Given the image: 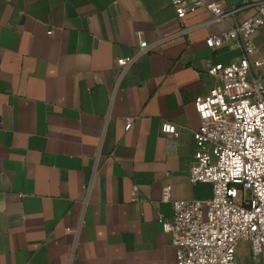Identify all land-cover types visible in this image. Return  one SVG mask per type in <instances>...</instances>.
I'll return each mask as SVG.
<instances>
[{
    "label": "crops",
    "instance_id": "crops-1",
    "mask_svg": "<svg viewBox=\"0 0 264 264\" xmlns=\"http://www.w3.org/2000/svg\"><path fill=\"white\" fill-rule=\"evenodd\" d=\"M216 1L236 11L218 22L204 6L179 18L170 0H0V264H178L163 189L210 195L189 179L195 98L219 82L212 64L242 52L208 38L263 0ZM141 40L150 49L123 71ZM254 43L264 82V25ZM236 264L264 251L242 242Z\"/></svg>",
    "mask_w": 264,
    "mask_h": 264
},
{
    "label": "built area",
    "instance_id": "built-area-1",
    "mask_svg": "<svg viewBox=\"0 0 264 264\" xmlns=\"http://www.w3.org/2000/svg\"><path fill=\"white\" fill-rule=\"evenodd\" d=\"M170 1L179 18L202 6L218 22L236 11L226 10L216 0ZM262 25L264 0L254 15L208 38L211 47L237 45L242 52L228 64H212L209 72L219 82L195 98L201 125L194 131L196 150L189 179L210 185V195L173 200L171 184L163 189V200L171 203L173 216L159 214V221L177 247L178 264H236L242 242L249 244L255 259L263 254L264 82L252 72L261 63L253 56L257 52L254 35ZM149 49L141 40L136 53L119 58L118 64L125 71ZM162 130L180 134L172 122H165Z\"/></svg>",
    "mask_w": 264,
    "mask_h": 264
},
{
    "label": "rangeland",
    "instance_id": "rangeland-1",
    "mask_svg": "<svg viewBox=\"0 0 264 264\" xmlns=\"http://www.w3.org/2000/svg\"><path fill=\"white\" fill-rule=\"evenodd\" d=\"M210 187H211L210 185H207V184H206L205 188H206V191H207V192H210Z\"/></svg>",
    "mask_w": 264,
    "mask_h": 264
}]
</instances>
